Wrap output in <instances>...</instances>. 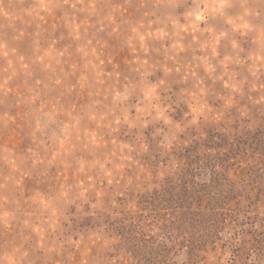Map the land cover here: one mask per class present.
Instances as JSON below:
<instances>
[{
	"label": "clouds",
	"instance_id": "9594fccd",
	"mask_svg": "<svg viewBox=\"0 0 264 264\" xmlns=\"http://www.w3.org/2000/svg\"><path fill=\"white\" fill-rule=\"evenodd\" d=\"M258 134L264 0H0V264H264Z\"/></svg>",
	"mask_w": 264,
	"mask_h": 264
},
{
	"label": "rangeland",
	"instance_id": "374dc122",
	"mask_svg": "<svg viewBox=\"0 0 264 264\" xmlns=\"http://www.w3.org/2000/svg\"><path fill=\"white\" fill-rule=\"evenodd\" d=\"M252 144L259 147L264 145V137L258 136L252 138ZM208 147H222L223 141L220 144H213L211 141L207 145ZM201 157L195 152V150L189 155V167L186 169L185 175L180 177L178 181L170 184L166 187L155 200L159 202L161 206H172L176 204H184L190 197L194 195V192H189L186 185L193 183V174L196 168L200 167Z\"/></svg>",
	"mask_w": 264,
	"mask_h": 264
}]
</instances>
